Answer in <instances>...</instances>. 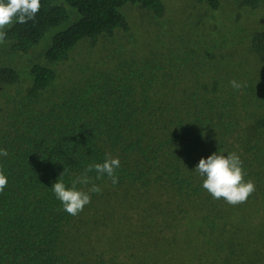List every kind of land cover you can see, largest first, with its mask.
<instances>
[{
  "label": "trees",
  "instance_id": "obj_1",
  "mask_svg": "<svg viewBox=\"0 0 264 264\" xmlns=\"http://www.w3.org/2000/svg\"><path fill=\"white\" fill-rule=\"evenodd\" d=\"M41 5L0 45V264H178L166 242L181 264H264V17L249 19L264 0H196L186 36L154 22L164 0ZM124 7L152 23L135 29ZM215 152L240 156L256 187L247 202L202 187L195 167ZM106 155L120 160L118 183L88 172L102 191L68 214L51 186L71 187ZM130 208L143 220H123ZM191 221L186 242L178 232Z\"/></svg>",
  "mask_w": 264,
  "mask_h": 264
},
{
  "label": "clouds",
  "instance_id": "obj_2",
  "mask_svg": "<svg viewBox=\"0 0 264 264\" xmlns=\"http://www.w3.org/2000/svg\"><path fill=\"white\" fill-rule=\"evenodd\" d=\"M41 0H0V45L6 41L7 31L16 23L24 24L34 20L41 9ZM231 87L240 90L246 87L235 79L230 81ZM0 156L7 157L8 152L0 149ZM119 158L106 155L103 163L88 165L85 172L72 180L71 187H66L62 180H57L52 186L55 197L60 201L63 210L72 216L79 215L91 203L90 193H100L101 187L96 185L88 172L95 170L96 179L107 175L113 184L118 183L116 170L120 168ZM195 171L203 178L202 187L214 198L224 199L228 204L236 206L247 202L255 190V184L251 180H245L246 172L243 162L235 152L227 155L215 152L206 159L201 158ZM63 175V173L61 174ZM8 178L0 168V193L7 187ZM91 187L84 191L77 185Z\"/></svg>",
  "mask_w": 264,
  "mask_h": 264
},
{
  "label": "rangeland",
  "instance_id": "obj_3",
  "mask_svg": "<svg viewBox=\"0 0 264 264\" xmlns=\"http://www.w3.org/2000/svg\"><path fill=\"white\" fill-rule=\"evenodd\" d=\"M164 5H165V16L162 19H159L157 21H154L161 25V30L163 31L164 35H169L171 33L176 35H181L183 34L184 28H180L182 23H183V18L188 20V12L190 8H193L196 6V0H164ZM138 7H140L138 5ZM263 9V8H262ZM249 10V9H248ZM170 11V16L172 18H166V12ZM251 15H249V19L253 23H259L262 21V18L264 15L260 13V10H249ZM124 16L128 20L130 25H134L137 27H134L135 29L138 28L139 26L141 27H146L149 26L152 21L150 20H145L140 18L135 12L131 11L128 7H124L122 10ZM174 23H178L179 31H174V29H168L166 25H173ZM190 26V25H189ZM177 28V27H176ZM189 32H184L183 36L188 35ZM132 35V33H131ZM142 208V207H141ZM141 208H130V210L133 211L132 215L128 214L125 216L123 220H133L134 223H139L141 220H143L142 216V210ZM114 211V208H112L107 215L108 216H113L116 214V211ZM145 212V211H144ZM166 210H163V215H161L162 218V223L164 224L166 232L169 234V236H173L175 231H176V226L175 224L177 223L175 220H170V217L166 215ZM181 224V223H179ZM152 229H156L154 231L153 235H159V231L161 230L160 227L155 226ZM197 232L196 226L191 221L190 224H184V226L181 228V230L178 232V235L182 237L183 241L190 242V238L192 235H194ZM167 237V236H166ZM171 239L170 237H167ZM159 247L162 248H169L172 258L175 263L181 264V261L183 257L179 254V252L175 251V247L173 243L171 242H166L165 244H158Z\"/></svg>",
  "mask_w": 264,
  "mask_h": 264
}]
</instances>
